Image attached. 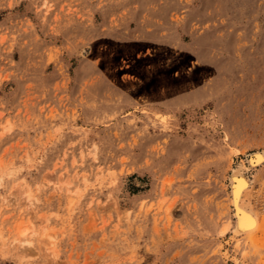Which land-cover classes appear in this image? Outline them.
<instances>
[{"label": "rangeland", "instance_id": "374dc122", "mask_svg": "<svg viewBox=\"0 0 264 264\" xmlns=\"http://www.w3.org/2000/svg\"><path fill=\"white\" fill-rule=\"evenodd\" d=\"M262 152L264 0H0V264H264Z\"/></svg>", "mask_w": 264, "mask_h": 264}, {"label": "bare ground", "instance_id": "6f19581e", "mask_svg": "<svg viewBox=\"0 0 264 264\" xmlns=\"http://www.w3.org/2000/svg\"><path fill=\"white\" fill-rule=\"evenodd\" d=\"M262 161H264V153L257 154L256 156H254L252 160L250 161V164L252 166H256L260 164ZM241 172L242 171L240 170V172H238L237 174H233L234 176L231 177L232 179H231L230 203H231V208L233 211V216L237 220V224H238L236 227L237 234H249L258 229L259 223L254 213L248 210L243 204L244 191L248 188L249 182L244 177V175L241 174ZM27 232H28V229L21 231L20 232L21 237H25ZM18 244L30 245L31 242L26 241V240H18L17 245Z\"/></svg>", "mask_w": 264, "mask_h": 264}]
</instances>
